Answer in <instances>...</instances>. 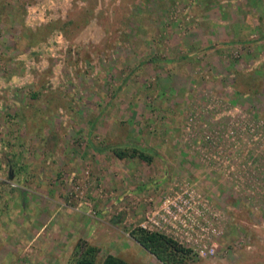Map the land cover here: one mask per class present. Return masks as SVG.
<instances>
[{"label":"rangeland","instance_id":"374dc122","mask_svg":"<svg viewBox=\"0 0 264 264\" xmlns=\"http://www.w3.org/2000/svg\"><path fill=\"white\" fill-rule=\"evenodd\" d=\"M141 222L264 264V0H0V264H162Z\"/></svg>","mask_w":264,"mask_h":264},{"label":"trees","instance_id":"16d2710c","mask_svg":"<svg viewBox=\"0 0 264 264\" xmlns=\"http://www.w3.org/2000/svg\"><path fill=\"white\" fill-rule=\"evenodd\" d=\"M114 153L122 157L128 152L121 148H114ZM129 153H137L145 157L141 148L133 147ZM147 158V157H146ZM121 214V213H120ZM120 214L112 216V221L119 220ZM130 236L148 252H150L162 264H187L190 248L181 244L172 236L157 230H149L140 225L129 229ZM98 247L83 239L78 240L70 254L71 264H132L126 259L113 253L104 254L96 260Z\"/></svg>","mask_w":264,"mask_h":264},{"label":"crops","instance_id":"0c3cea01","mask_svg":"<svg viewBox=\"0 0 264 264\" xmlns=\"http://www.w3.org/2000/svg\"><path fill=\"white\" fill-rule=\"evenodd\" d=\"M55 237L56 238H59V239H65L66 238V240L67 241H70L72 238H71V236H70V234H56V233H52V232H43V233H34L33 234V239L32 240H38V241H42V240H53V239H55ZM63 237V238H62ZM72 244H68V246L66 245V251H64L65 249H63V251L62 252H69L70 251V249H72ZM56 254V253H55ZM52 255V254H51ZM51 255L48 257V260L46 261V260H44V263L43 262H41L40 263V258L39 257H41V256H43V254L41 255L40 254V256H38V258L36 257V261L35 262H37L38 264H54L53 262H54V259L53 260H51L50 258H51ZM55 257H56V255H54Z\"/></svg>","mask_w":264,"mask_h":264},{"label":"built area","instance_id":"2783aa9c","mask_svg":"<svg viewBox=\"0 0 264 264\" xmlns=\"http://www.w3.org/2000/svg\"><path fill=\"white\" fill-rule=\"evenodd\" d=\"M149 219L151 220V222L153 224H157L158 223V220L157 219H159V218H152V216H149ZM139 225L142 226V227H144V228H147L149 230H154V229H151L150 227L146 226L143 222L139 223ZM157 231H160V230H157ZM161 232H163V231H161Z\"/></svg>","mask_w":264,"mask_h":264}]
</instances>
